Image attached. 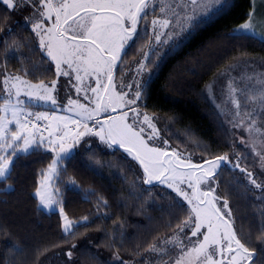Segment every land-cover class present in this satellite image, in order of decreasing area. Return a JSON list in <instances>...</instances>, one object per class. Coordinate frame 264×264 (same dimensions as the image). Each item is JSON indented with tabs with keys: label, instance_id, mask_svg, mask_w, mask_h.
I'll list each match as a JSON object with an SVG mask.
<instances>
[{
	"label": "trees",
	"instance_id": "16d2710c",
	"mask_svg": "<svg viewBox=\"0 0 264 264\" xmlns=\"http://www.w3.org/2000/svg\"><path fill=\"white\" fill-rule=\"evenodd\" d=\"M251 10L252 0H231V7L222 14L154 51L147 64L153 73L139 104L153 116L170 149L199 162L228 157L231 163L218 170V195L228 200L234 230L254 253L255 264H264V196L245 173L233 168L236 162L248 172L255 171L256 159L242 145L234 144L237 138L228 118L213 98L215 90L218 94L229 83L224 79L228 73L245 69L250 85L239 89L240 108L252 103L260 123L264 41L233 31ZM149 40L146 34L136 43L137 49L128 48L123 68L132 65ZM0 73L19 75L33 84L55 78L54 67L32 30L1 1ZM2 94L0 75V105ZM51 158L46 149L20 155L0 180V264H152L157 257L148 251L149 246L169 238L187 216L176 207V200L184 209L188 206L178 197L173 200V192L142 183L137 175L138 170L142 177L141 170L126 153L89 142L66 156L54 176L56 205L64 207L74 226L82 224L65 233L59 212L43 210L34 195ZM69 250L71 260L66 255Z\"/></svg>",
	"mask_w": 264,
	"mask_h": 264
},
{
	"label": "snow or ice",
	"instance_id": "6c2138e0",
	"mask_svg": "<svg viewBox=\"0 0 264 264\" xmlns=\"http://www.w3.org/2000/svg\"><path fill=\"white\" fill-rule=\"evenodd\" d=\"M2 3L7 10L17 8L16 0H2ZM29 4L37 9L40 17L32 22L31 30L39 40L40 50L55 65L56 79L50 85L31 84L20 76L0 73L3 75V92L8 97L0 105V179L8 175L10 164L20 155L35 154L40 149L54 153L47 171L41 173L43 179L35 193L43 207L51 208L58 203L55 193L50 190L58 164L85 137H96L109 149H122L131 157L142 170V177L138 170L137 175L144 185L157 184L171 189L175 193L173 200L180 197L188 205L184 209L176 200V207L187 212V216L177 223L178 230L171 237L149 246L148 251L157 257L152 264H169L170 261L172 264H244L245 261L255 264L254 253L234 230L228 200L224 199L221 206V197L213 186L217 184L218 170L223 164L231 163L228 157L217 156L203 163H193L177 150L169 149L168 141L161 137L152 117L147 114L141 117L139 107H134L148 88L150 76L143 83L132 77L136 88L131 95L116 89L114 71L122 64V56L127 55L129 42L134 41L138 33V23L142 19L146 21L148 0H24V6ZM190 5V12L185 9L176 14L179 32L155 31L157 27H169L171 21L167 18L151 21L157 44L169 43L181 33H190L213 15L222 14L231 7V0H190ZM252 16L250 11L249 22L234 31H253ZM25 21L29 22L30 17ZM45 22L51 26L46 27ZM144 31L147 32L146 26ZM162 35L167 37L163 41ZM260 39L264 40V36ZM149 57L150 53L144 54V60ZM144 60L135 68L137 76L148 66ZM73 74L77 82L73 85L76 93L83 92L91 107L70 97L69 107L61 108L57 104L53 94L57 92L59 77L71 80ZM125 86L131 89L133 85H125L122 80L121 89ZM235 92L236 89H232L233 97ZM21 96L27 97L28 102L47 104L50 101L51 114L49 111H30L31 103L26 107ZM232 102L239 109L235 98ZM57 111L70 114L56 115ZM247 114L251 116V113ZM41 121L47 123L41 125ZM10 125L14 128L10 129ZM254 128L253 120L248 129ZM260 159L264 167V154ZM233 168L246 173L245 178L264 196V180L258 182L255 174L240 167L239 163ZM59 215L65 233L82 226H74L69 221L62 205ZM87 220L88 217H84V221ZM66 255L71 260L73 253L69 250ZM115 259L120 260V257Z\"/></svg>",
	"mask_w": 264,
	"mask_h": 264
},
{
	"label": "rangeland",
	"instance_id": "374dc122",
	"mask_svg": "<svg viewBox=\"0 0 264 264\" xmlns=\"http://www.w3.org/2000/svg\"><path fill=\"white\" fill-rule=\"evenodd\" d=\"M0 1L2 2V0H0ZM16 3H17L16 10H11V11L14 12V14L16 15V18L19 19L20 22H23V24L27 25L30 29H32V22H34L35 20L40 18L37 9L33 8L31 6V4H29L28 6H24V0H16ZM147 9L149 11H151V14H152L151 20H150V25L148 28V31L150 33L149 42L142 44L143 46L138 51V56H136L134 58L132 65H128L126 68H123V63H124L123 61H124L125 57L123 59V56H122V64H118L117 69L114 71L116 89L118 91L128 92L129 95H131L132 92L136 88L135 83H133V81H132V77L135 76L137 80H139L141 83H143V81L148 79L149 76L150 77L152 76L153 72L151 69L148 68V66L144 69L143 73H141L139 76L136 75L135 68L138 66L139 62L144 60V54L150 53V55H152V53L154 51L158 50L159 48L167 46L168 44L170 45L171 43L174 44L179 39V37L184 34V33H181L179 36L174 37L173 40L170 41L169 43L157 44L155 39H154L151 21L153 19H161L162 20V19L167 18L171 21V24L169 25V27L167 29L157 27L155 29V31L163 32V33L179 32V28L176 26V22H177V15L176 14L182 13L185 9H187L190 12L192 9V6L190 5V0H151L150 3L148 4ZM251 12L253 13V16L251 19V23L253 25V31H251V32L234 31L235 29H238L241 24L249 22L248 19H246V21L237 25L233 31L236 34H246V35H250V36H253V37L260 39L261 36H264V0H252ZM26 17H30V21L27 23L25 21ZM45 26L50 27L51 25H50V23L45 22ZM34 35H35V33H34ZM35 38H36L37 44L39 46V40L36 37V35H35ZM166 38H167L166 35H162L161 41L165 40ZM129 44H130V42H129ZM130 45L131 46L128 48H131L132 50L137 49V44H130ZM168 49H169V47H168ZM42 54L47 58V56L43 52H42ZM144 62L146 64H148V60H144ZM52 65H53L54 70H55V65L53 63H52ZM243 70H244V72H243ZM243 70L241 68V70L239 72L228 73L227 77H225L224 79H226L225 82L228 81L229 83L224 84L223 87L219 90L218 94L215 90L213 98L216 102H218L220 104L222 115L224 117L228 118L229 126H230V130L232 132V135L234 138H237L234 141L235 142L234 144L242 145L247 151L249 150V152H251L253 154L254 160L256 159V170L250 171V172H253L255 174V177L258 179V182H259L261 180H264V167H262L261 159H260L261 154H264V122H263L264 113H261L262 115L260 116V123H259L258 121H256L255 116L253 115L254 110L256 108H254L252 103L249 102L248 108H242L241 109L239 107V109H237L236 105L232 102L233 98H235L239 102V100H238L239 99V91H241L239 89H240L241 85H243V86L244 85H246V86L250 85V83H249L250 81L246 77L248 74L246 73L245 69H243ZM8 75L13 76L11 74H8ZM16 76H19V75H16ZM21 79H24V78L21 77ZM54 79H56V75H55ZM251 79L254 80V78H251ZM122 80L124 81L125 85H127L128 83H132V85H133L132 88L129 89L127 86H125L121 89V81ZM231 81H233V82H231ZM29 83H31V82H29ZM40 83L50 85L51 81L40 82ZM76 83L77 82L74 79V74H73V78L71 80H69V78H67V77H63V76L59 77V83L57 85V92L54 93L53 95L57 99V104L60 105L61 108L69 107V105H68L69 97L72 99L79 100L85 106H88V107L92 106L89 104L88 100L84 99L83 92H81L79 95L76 93L75 87H73V85H75ZM85 83H87V81ZM31 84H33V83H31ZM229 84L231 86H229ZM260 84H261L260 90L263 92V95H264V90H263L264 89V83L260 82ZM92 85L95 86L94 81L92 82ZM232 89H236L234 97L232 94ZM88 95L91 96L90 91H89ZM263 95L261 94L260 96H263ZM2 97L4 99L8 98L7 94H5L4 92L2 94ZM21 99H24L26 101V105H25L26 107L28 106L29 103H31V107L29 108L30 111H33V112L49 111L51 114V109L53 106L51 105L50 101L47 104H45L43 101L28 102V98L25 96H21ZM251 100H253V99H251ZM259 102H260V99H259ZM139 103H140L139 100H137L136 105H134V107H139L141 117L143 115L147 114L150 117H152L153 122L156 123L154 121V118L152 115L146 113L145 111H143L140 108ZM247 109H248V111H246ZM260 110H261V108H260ZM256 111H259V109H257ZM247 113H251V116H249ZM55 114L56 115H69L70 113H65L63 111H57ZM130 115H131V113H130ZM253 120L255 121V128L252 131H249L248 126L252 123ZM39 123L41 125H44L47 123V121H41ZM89 123L91 124V122H89ZM156 126H157V124H156ZM9 127H10V129H13L14 125H10ZM144 127L147 128V125H144ZM157 128H158V126H157ZM255 129H260V131H256ZM148 131L150 132L151 129H148ZM44 135H47V133L45 132ZM89 142H95V144H97L103 148L109 149L107 146L101 144L100 141L98 140V138H96V137H85L79 145H77L76 147H74L70 150V153L74 150H78V149L83 148ZM168 147H169V145H168ZM169 149H170V147H169ZM50 153L52 154V158H51L49 165L51 164L52 159L55 157L54 153H52V152H50ZM181 154L185 158H190L193 163H203V162H199V160H194L193 157H191L188 154H185V153H181ZM234 164H236V162H234L233 165ZM10 166H11V164H10ZM58 166H59V164H58ZM58 166H57V168H58ZM47 169H48V167H47ZM47 169L45 171H47ZM9 170H10V167H9ZM245 175H246V173H245ZM42 179H43V177L40 179V181ZM0 180H2V179H0ZM53 180H54V178H53ZM53 180L51 182V185L53 184ZM40 181H39V184H40ZM39 184H38L37 188L39 187ZM213 186L216 187V194L218 195L217 184L213 185ZM162 187H164V186H162ZM202 187H205V186H202ZM37 188H36V190H37ZM36 190L34 192V195L36 193ZM50 190L53 192L52 186H51ZM168 190L171 191V189H168ZM35 197L38 200L39 206L43 210H45V211H57V212L60 211V208L56 204H54L51 208L43 207V205L40 204V198L36 195H35ZM178 198L181 200L180 197H178ZM182 202L187 205L186 202H184V201H182ZM219 202L221 203V205H223L222 199H220ZM61 223H62V229H63V221L62 220H61ZM192 239L195 240V238H192ZM185 243H187V241H185ZM152 256H156V254L152 253ZM246 263H247V261L244 262V264H246ZM145 264H147V263L145 262ZM169 264H172V262L170 261Z\"/></svg>",
	"mask_w": 264,
	"mask_h": 264
},
{
	"label": "flooded vegetation",
	"instance_id": "af4514ba",
	"mask_svg": "<svg viewBox=\"0 0 264 264\" xmlns=\"http://www.w3.org/2000/svg\"><path fill=\"white\" fill-rule=\"evenodd\" d=\"M151 0H148V4L150 3ZM147 12V17H146V21L145 20H141L138 23V33L137 35L134 37V41H130V44H136V43H140L143 41V38L146 36V34H149L148 28L150 25V20H151V11H149L148 9H146ZM145 26L147 27V32L144 31ZM144 34V35H143ZM226 164V163H225ZM224 165V164H223ZM222 165V166H223ZM221 169V168H220ZM219 169V170H220Z\"/></svg>",
	"mask_w": 264,
	"mask_h": 264
},
{
	"label": "water",
	"instance_id": "95a60500",
	"mask_svg": "<svg viewBox=\"0 0 264 264\" xmlns=\"http://www.w3.org/2000/svg\"><path fill=\"white\" fill-rule=\"evenodd\" d=\"M119 150L123 151L122 149H119ZM138 167H139V166H138ZM141 172H142V170H141ZM153 185H155V184H153ZM246 264H248V262H247Z\"/></svg>",
	"mask_w": 264,
	"mask_h": 264
}]
</instances>
